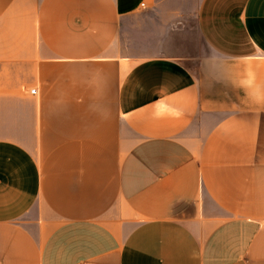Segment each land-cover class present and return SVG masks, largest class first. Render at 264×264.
<instances>
[{
  "label": "crops",
  "instance_id": "obj_1",
  "mask_svg": "<svg viewBox=\"0 0 264 264\" xmlns=\"http://www.w3.org/2000/svg\"><path fill=\"white\" fill-rule=\"evenodd\" d=\"M0 264H264V0H0Z\"/></svg>",
  "mask_w": 264,
  "mask_h": 264
},
{
  "label": "water",
  "instance_id": "obj_2",
  "mask_svg": "<svg viewBox=\"0 0 264 264\" xmlns=\"http://www.w3.org/2000/svg\"><path fill=\"white\" fill-rule=\"evenodd\" d=\"M175 28H176V30H172L170 33H169V35H168V39L169 38H171L172 36H180L181 37V35L183 34V29H182V25L181 24H177L176 26H175ZM188 37V36H187ZM187 37H186V39H187ZM181 38H183V35H182V37ZM189 38H191L190 36H189ZM193 43H194V45H196V40H193ZM190 54H187V55H185V56H190V55H192V52H189Z\"/></svg>",
  "mask_w": 264,
  "mask_h": 264
},
{
  "label": "built area",
  "instance_id": "obj_3",
  "mask_svg": "<svg viewBox=\"0 0 264 264\" xmlns=\"http://www.w3.org/2000/svg\"><path fill=\"white\" fill-rule=\"evenodd\" d=\"M30 92H31V93H35V90H34V89H32V90H30Z\"/></svg>",
  "mask_w": 264,
  "mask_h": 264
}]
</instances>
